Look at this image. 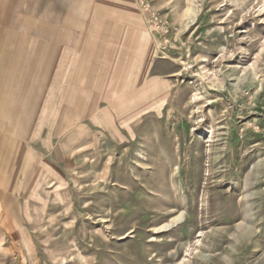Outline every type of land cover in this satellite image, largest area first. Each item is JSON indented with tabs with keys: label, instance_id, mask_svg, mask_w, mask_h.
Masks as SVG:
<instances>
[{
	"label": "rangeland",
	"instance_id": "rangeland-1",
	"mask_svg": "<svg viewBox=\"0 0 264 264\" xmlns=\"http://www.w3.org/2000/svg\"><path fill=\"white\" fill-rule=\"evenodd\" d=\"M9 92L0 264H264V0H0Z\"/></svg>",
	"mask_w": 264,
	"mask_h": 264
},
{
	"label": "crops",
	"instance_id": "crops-1",
	"mask_svg": "<svg viewBox=\"0 0 264 264\" xmlns=\"http://www.w3.org/2000/svg\"><path fill=\"white\" fill-rule=\"evenodd\" d=\"M71 20V18H70ZM18 96H20L19 98L24 100L25 99V95L22 93V94H19ZM17 98V99H19ZM14 94L9 92V93H6L5 95H0V101L4 100L6 102H9V105L11 106V102L14 100Z\"/></svg>",
	"mask_w": 264,
	"mask_h": 264
},
{
	"label": "bare ground",
	"instance_id": "bare-ground-1",
	"mask_svg": "<svg viewBox=\"0 0 264 264\" xmlns=\"http://www.w3.org/2000/svg\"><path fill=\"white\" fill-rule=\"evenodd\" d=\"M177 75H179V73H176L174 76H177ZM176 221H178V219Z\"/></svg>",
	"mask_w": 264,
	"mask_h": 264
}]
</instances>
